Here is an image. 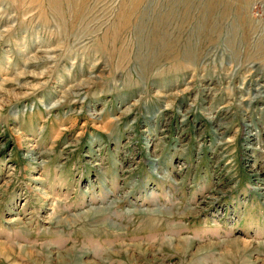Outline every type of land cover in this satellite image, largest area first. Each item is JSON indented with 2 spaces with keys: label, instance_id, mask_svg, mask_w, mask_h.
Wrapping results in <instances>:
<instances>
[{
  "label": "rangeland",
  "instance_id": "374dc122",
  "mask_svg": "<svg viewBox=\"0 0 264 264\" xmlns=\"http://www.w3.org/2000/svg\"><path fill=\"white\" fill-rule=\"evenodd\" d=\"M0 264H264V0H0Z\"/></svg>",
  "mask_w": 264,
  "mask_h": 264
},
{
  "label": "bare ground",
  "instance_id": "6f19581e",
  "mask_svg": "<svg viewBox=\"0 0 264 264\" xmlns=\"http://www.w3.org/2000/svg\"><path fill=\"white\" fill-rule=\"evenodd\" d=\"M3 253V252H2Z\"/></svg>",
  "mask_w": 264,
  "mask_h": 264
}]
</instances>
